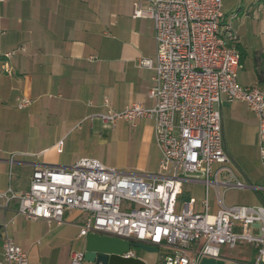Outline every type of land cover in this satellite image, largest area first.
<instances>
[{"label":"crops","instance_id":"0c3cea01","mask_svg":"<svg viewBox=\"0 0 264 264\" xmlns=\"http://www.w3.org/2000/svg\"><path fill=\"white\" fill-rule=\"evenodd\" d=\"M134 4L135 0H9L0 4V190L27 192L37 168H71L86 158L101 162L105 153L117 160L101 163L120 172H158L161 153L153 120L138 119L134 125L119 120L113 126L98 118L109 110L122 112L132 103L145 108L155 105L149 97L153 72L137 67L140 59H156L154 22L133 18ZM223 11L222 22L233 27L235 46L242 56L239 84L244 88L258 84L264 89V0H223ZM13 52L12 58L5 57ZM21 99L31 104L20 109ZM217 108L231 162L212 167L211 180L219 185L208 190L209 213L260 206L264 203V168L258 121L243 102H224ZM21 112L40 120L55 113L53 128L61 119L67 126L66 136L79 137L75 143L80 140L87 151L73 156L71 164H62V140L37 151L19 147L9 138V123L12 113ZM92 148L98 151L96 156L87 155ZM224 167L233 176L228 170L220 171ZM236 180L258 190L223 185ZM185 191L189 198L180 205ZM182 194L178 211L194 199V211L205 212L204 184L186 183ZM18 207L17 199L7 208L0 207V262L6 237L28 255L29 264H70L73 252L85 251L86 239L79 237V228L86 213L66 211L64 223L58 226L26 219L17 214ZM198 248L193 245L191 249ZM131 252L146 264H164L165 256ZM221 258L226 264L252 263L257 250L252 244L239 243L233 250L223 247Z\"/></svg>","mask_w":264,"mask_h":264},{"label":"built area","instance_id":"2783aa9c","mask_svg":"<svg viewBox=\"0 0 264 264\" xmlns=\"http://www.w3.org/2000/svg\"><path fill=\"white\" fill-rule=\"evenodd\" d=\"M8 1L0 0V4ZM133 18L154 22L156 59H140L137 67L153 72L149 97L155 105L145 108L132 103L122 112L109 110L98 118L113 126L119 120L132 125L138 119L153 120L161 153L158 172H120L90 158L71 168H37L27 192L0 190V207L7 208L17 199L18 215L58 226L64 223L66 211H81L88 217L79 228V237L87 239L94 233L163 248L168 251L164 264L222 259L223 246L234 249L239 243L252 244L257 250L256 261L247 264H261L264 204L209 213L208 190L219 185L211 180L212 167L231 162L219 105L243 102L254 113L264 168V89L258 84L244 88L238 82L242 56L235 46L233 27L222 22L223 0H135ZM30 104L21 99L18 107ZM222 170L233 176L231 169ZM189 182L206 187L204 213L194 211V199L177 210L179 196ZM223 185L258 190L238 180ZM193 245H198V250L193 252ZM124 257L134 255L129 252ZM84 262L85 251L72 253L70 264ZM0 264H29V259L12 238L6 237Z\"/></svg>","mask_w":264,"mask_h":264},{"label":"rangeland","instance_id":"374dc122","mask_svg":"<svg viewBox=\"0 0 264 264\" xmlns=\"http://www.w3.org/2000/svg\"><path fill=\"white\" fill-rule=\"evenodd\" d=\"M25 112H21L18 114L12 113L11 116V122L9 123V138L18 145L19 147L24 148H31V150H41L44 147H48L53 145L59 140H62L63 142V149H64V155L62 156V164H71V158L73 156H76L81 153H85L87 149L83 146L82 142L79 140L77 143H75V140H77L79 137L66 136V129L67 126L64 124V122L59 119L58 120V126L56 128H53L55 123V113H51V117L47 114L42 116V119L39 118L36 119V117L32 116V118L27 117V114H22ZM63 115V114H62ZM47 117V118H46ZM63 125V126H60ZM111 128L107 125V129ZM74 141V145H70L71 142ZM97 150L95 148L89 150L87 152L88 154H94L96 156ZM105 151H103V154ZM107 154V155H106ZM106 156V157H105ZM104 157V159H103ZM101 162L104 164L107 163H113L117 160L116 156L112 154L105 153L101 157ZM189 193L188 191H185L184 194L180 196V205L181 202L188 200ZM264 204V203H263ZM127 203H124V206H126ZM225 248V246H223ZM222 247V248H223ZM228 248V247H227ZM229 249V248H228ZM139 251L138 249H136ZM233 250V249H230ZM165 249L161 248L159 249V252L154 253L159 255L160 257L165 256Z\"/></svg>","mask_w":264,"mask_h":264},{"label":"water","instance_id":"95a60500","mask_svg":"<svg viewBox=\"0 0 264 264\" xmlns=\"http://www.w3.org/2000/svg\"><path fill=\"white\" fill-rule=\"evenodd\" d=\"M136 249L149 253L159 252L156 247L93 233L86 239L85 261L95 264H146L135 257H124V255ZM200 264H226V260L205 258Z\"/></svg>","mask_w":264,"mask_h":264}]
</instances>
